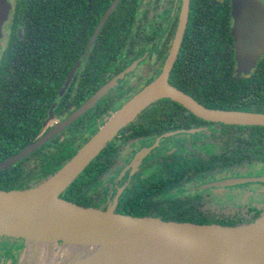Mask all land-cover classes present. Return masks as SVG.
<instances>
[{"label": "flooded vegetation", "instance_id": "flooded-vegetation-1", "mask_svg": "<svg viewBox=\"0 0 264 264\" xmlns=\"http://www.w3.org/2000/svg\"><path fill=\"white\" fill-rule=\"evenodd\" d=\"M8 1L0 35V123L10 115L7 109L29 105L37 129L34 141L57 128L23 159L29 165L34 160V169L46 173L65 163L114 111L158 79L185 4H36L30 60L22 52L29 6L24 0ZM234 24L232 0H190L169 82L209 108L264 113V53L250 72L240 73ZM106 86L95 104L83 110ZM14 94L21 97L18 103L11 101ZM75 180L63 192L65 199L86 207L164 220L192 214L204 221L201 224L255 222L264 216V125L207 119L169 97L160 98L123 128ZM5 240L10 244L2 245ZM24 244L22 238L0 236V264H18Z\"/></svg>", "mask_w": 264, "mask_h": 264}, {"label": "water", "instance_id": "water-1", "mask_svg": "<svg viewBox=\"0 0 264 264\" xmlns=\"http://www.w3.org/2000/svg\"><path fill=\"white\" fill-rule=\"evenodd\" d=\"M189 1L185 0L170 55L157 80L114 111L72 157L39 183L26 189H0V236L25 240L18 264L48 257L56 263L61 249L69 253V246L74 245L108 247L117 252L87 264H264V216L239 225L201 224L86 207L61 196L123 128L160 98L169 97L207 119L264 125L263 112L209 108L170 84L169 75L187 26ZM232 9L238 71L248 73L264 53V3L232 0ZM8 13L9 1L0 0V35ZM108 88L88 99L83 110L95 104ZM56 131L0 161V171L27 158Z\"/></svg>", "mask_w": 264, "mask_h": 264}, {"label": "trees", "instance_id": "trees-1", "mask_svg": "<svg viewBox=\"0 0 264 264\" xmlns=\"http://www.w3.org/2000/svg\"><path fill=\"white\" fill-rule=\"evenodd\" d=\"M23 4L29 6L28 11L25 12L29 15V17H25L24 19L22 18L24 22L23 31L26 32L25 41L22 44V52L27 53L30 56V60H32L31 58L34 55V6L36 4L44 6L48 5L49 0H24ZM192 29L193 27H191L188 32V37L191 38L193 37ZM231 52H233L232 46ZM30 77L31 75L29 76V78ZM30 80L31 79H29L28 81ZM31 86L34 88V81L31 82ZM19 98L21 99L20 96L14 94L11 97V101L14 100L15 103H18ZM7 110L6 113L10 115H7V120L0 123V161L7 159L9 156L17 153L20 149L33 142L37 131L34 126V117L29 115L30 112H33L32 108L29 107V105L25 109L16 107L11 108V110L9 111ZM229 110L241 109L231 108ZM1 112H3V110H0V114ZM26 161L27 159L21 160L15 163L13 166H10L9 168L0 171V189L11 190L29 188L39 183L41 180L46 178L49 174H51L53 171L60 168L64 164L59 163L61 161L57 159L59 165L55 166L54 169H52V172L46 173L42 172L40 169H34V160L30 163V165ZM75 181L70 186H72ZM29 182L31 183L29 184ZM61 196L63 198L66 197L65 193H63ZM176 221L204 223V221L200 220L197 215L192 214H186L184 217L180 215L176 218Z\"/></svg>", "mask_w": 264, "mask_h": 264}, {"label": "bare ground", "instance_id": "bare-ground-1", "mask_svg": "<svg viewBox=\"0 0 264 264\" xmlns=\"http://www.w3.org/2000/svg\"><path fill=\"white\" fill-rule=\"evenodd\" d=\"M69 247L71 248L69 250V253H67L64 248L61 249L60 260L56 263H52L50 261V258L48 257L37 259V261L33 264H87L89 262H92V260L98 256L104 255L105 257H107L112 254V256L117 254V252H114L113 249L108 247H97L94 245H74ZM49 252H51V249ZM53 254L54 253L52 252L51 255Z\"/></svg>", "mask_w": 264, "mask_h": 264}, {"label": "rangeland", "instance_id": "rangeland-1", "mask_svg": "<svg viewBox=\"0 0 264 264\" xmlns=\"http://www.w3.org/2000/svg\"><path fill=\"white\" fill-rule=\"evenodd\" d=\"M56 170H57V169H56ZM53 172H54V171H53ZM53 172H52V173H53ZM8 244H10V242H9L8 240H5V241L2 242V245H8ZM7 247H8V246H4L3 248H4V249H7ZM18 249H19V248H18ZM23 250H24V249H23ZM11 255H13V252L11 253ZM18 263H19V262H18Z\"/></svg>", "mask_w": 264, "mask_h": 264}]
</instances>
